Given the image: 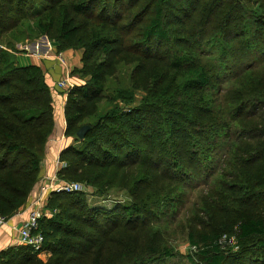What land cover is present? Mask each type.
Here are the masks:
<instances>
[{"label":"trees","instance_id":"1","mask_svg":"<svg viewBox=\"0 0 264 264\" xmlns=\"http://www.w3.org/2000/svg\"><path fill=\"white\" fill-rule=\"evenodd\" d=\"M140 3L143 7L139 17L127 23L131 9ZM202 3L203 0H0V217L8 219L28 203L54 129V105L41 66L16 63L7 49L12 45L10 42L4 45L3 40L5 35L23 27L38 6L43 5L34 22L40 33L59 42L63 50L84 48L86 62L93 59L94 62L102 54L112 55L116 45L121 49L125 41L122 34L132 35L137 25L141 43L146 45L144 53L140 52L141 59L144 61L148 56L164 59L166 66V72L155 74L141 67L136 69V74L140 71L146 81L153 76L157 80L152 87H144L149 97L135 106L131 105L135 95L123 89L112 96L109 109L97 114L99 103L105 98L103 80L105 68L111 65L108 60L88 72L90 81L70 89L64 111L65 134L76 136L81 145H69L61 151L60 157L70 160L67 171L79 177L82 173L83 180L92 182L95 180L85 175L84 169L108 166L116 172L123 168L131 179L128 175L135 172L131 167L137 165L139 176L135 183L142 188L154 180L148 171L167 163L169 167L164 166L161 176H167L174 168L178 172L176 175L171 171L173 180L185 188L192 186L194 176H201L186 171L192 160L199 161L202 169L206 163L213 164L210 162L215 155L224 154L223 160L216 161L217 171L223 172L226 162L239 168V175L232 174L234 177L227 185L239 188L240 196L236 199L241 201L242 209L235 211L224 231L210 230L201 233L198 239L190 234V242L197 248L190 259L193 264H224L231 256L245 255L252 245L264 250V77L240 91L233 116L226 119L221 93L212 100L206 92L211 88L212 74L188 52L178 49L186 36L178 34L175 22L191 21ZM256 6L261 9V2ZM76 17L93 21L88 41L83 40ZM190 31L187 28L184 32ZM153 40L159 42L156 47L159 54L149 52L147 45ZM227 52L223 47L221 55ZM252 67L248 63L242 75L252 72ZM172 72L174 78L166 80ZM175 83L172 94L170 84ZM189 89L196 94H188ZM171 98L176 101L171 102ZM93 117V121L85 123ZM83 124L91 128L80 139L77 130ZM188 151L191 156L186 155ZM104 192L100 189V193ZM251 202L255 205L248 212L246 206ZM46 207L52 214L41 218L39 228L44 237L43 249L52 253L49 259L44 261L31 246L19 244L0 251V264H152L177 254L172 248L152 243L131 254L130 232L136 229V220L155 208L144 198L102 210L87 205L83 191H53ZM118 213L126 218L118 219ZM113 244L116 258L107 263L102 250ZM233 245L238 249L231 248Z\"/></svg>","mask_w":264,"mask_h":264},{"label":"rangeland","instance_id":"2","mask_svg":"<svg viewBox=\"0 0 264 264\" xmlns=\"http://www.w3.org/2000/svg\"><path fill=\"white\" fill-rule=\"evenodd\" d=\"M259 1L262 4L261 9L256 6ZM142 7L143 3L135 5L126 22H135ZM200 7L191 21L187 19L180 24L175 22L174 26H177L178 34L182 32V35L186 36V40L178 45V49L188 52L197 62L204 64L212 74L211 88L206 92L210 93L209 98L212 100L215 94L221 93V102L226 110L227 119V117L233 116V107L238 103L237 97L240 91L253 84V81L264 77V0H232L231 3L229 0H203ZM42 8L43 5H39L23 24V27L5 35L3 40L4 45L9 42L12 45L7 49L14 55L18 64H20L18 55H29V57L34 55L40 58L53 104L56 100H60L58 98L69 94L74 85L90 81L91 75L88 72L106 60L111 61V65L105 68L103 80L105 98L99 103L97 114L109 109L112 105L110 101L112 96L123 89L129 90L135 95V100L131 104L133 106L140 104L146 96L148 99L149 95H146L144 87H152L151 84L157 80V76L146 81V77L140 71L136 74V69L141 67V69L150 70L155 74L166 72V66L163 62L164 59L148 56L149 59L146 60H149V63L141 59L140 52L144 53L143 49L146 45L141 43L137 25H135L136 31L132 35L122 34L125 41L121 49L119 45H116L112 55L102 54L94 62V59L86 62L83 60L84 48L77 46V48L63 50L60 48L59 42L50 39L47 34L40 33L34 22L40 16ZM98 10L99 8L95 12ZM76 21L81 27L80 34L83 40L88 41L93 21L82 17H76ZM183 28L185 30L191 28L190 33H185ZM238 33L239 35H237ZM137 39H140L139 43H137ZM158 44L157 40H153L147 45L149 52L159 54V50L156 49ZM170 47L171 45L168 46L169 49ZM223 47L229 50L225 56L221 55ZM68 49L81 52V59L78 57L76 59L79 67L71 66L69 75L64 71L61 74L59 71V64H66L74 59L73 56L68 57V60L66 56L64 57L63 52ZM50 59L53 60V63L50 64L51 68L49 69L45 60L50 61ZM248 63L253 66L252 72L242 75ZM217 74L219 77L216 76ZM139 76L143 78L142 81L136 79ZM174 76L175 72H172L165 79L171 80ZM60 82H65L66 86H61ZM176 84H170L172 94ZM137 85L139 87H136ZM187 92L188 94H196L191 89ZM175 99L171 98L170 101L175 102ZM118 102L122 104L121 101ZM173 107L176 108L175 105ZM94 119L95 117L88 118L85 123ZM55 120L54 118V129L52 128L49 139L56 134ZM75 139L76 136L68 137L65 134L62 142L63 148L69 145L80 146L81 142ZM47 151L48 146L46 153ZM41 155L43 156L42 150ZM186 155L191 156V153L188 151ZM216 156L218 155H215V158L210 162L213 164L206 163L202 169H200L199 161L192 160V166H187L186 171L189 174H201L200 177L194 176L192 186L180 187L179 183L173 180L171 171L175 174L178 172L174 168L170 170V173H167V176H161V170L164 166L167 165L166 169L169 167V164L164 163L162 168L152 172L148 171L149 177L154 178L153 181L145 184L142 188H138L135 183L139 176L136 175L139 172L137 165L131 167L135 171L133 175H128L132 176L131 179L127 178L123 168L116 172L108 166H88L84 172L85 175H89L95 180L92 183L83 180L84 175L82 173L79 177L70 171L68 172L67 165L70 160L68 158L62 159L59 154L53 172L47 174L42 173L41 170L37 174L28 205L40 196L39 188L47 177H50L51 180L59 178L68 182L75 180V182L81 183L86 204L93 209L111 210L120 205L131 204L134 199L141 200L144 198L149 205L152 204L155 208L152 212H148L136 220V229L134 232H130L133 240V247L130 249L131 254H136V251L144 244L152 243L156 246L172 248L177 253L176 256L167 257L152 264H193L190 256L196 253L197 248L191 244L190 234H193L194 239H198L201 233L210 230L224 231L234 218L235 211L242 209L241 201L236 199L240 196L239 188H229L227 185L234 177H231L232 174L239 175V168H236L232 162H226L223 172H218L216 161L223 160L225 155ZM205 166L206 169L203 171ZM213 169L216 172H212ZM221 173L223 175H220ZM185 179H187V175ZM105 181L108 182L105 183ZM104 183L105 186L102 187ZM100 189L105 190V192L100 193ZM253 205H255L253 202L248 204L246 210L250 212ZM125 218L124 215L118 213V219L124 220ZM17 233H19V229ZM231 248L238 249L236 245L231 246ZM249 249V252L241 257H229L224 264H264V250L258 248V245H252ZM102 251L104 259L108 260L107 263L116 258L117 249L114 244L106 246ZM120 251L122 252L121 248ZM48 252L49 250H45L39 256L46 261L50 257L47 255ZM195 258L198 261V258Z\"/></svg>","mask_w":264,"mask_h":264},{"label":"crops","instance_id":"3","mask_svg":"<svg viewBox=\"0 0 264 264\" xmlns=\"http://www.w3.org/2000/svg\"><path fill=\"white\" fill-rule=\"evenodd\" d=\"M64 57L66 56V59L68 60V57L73 56L74 59L66 64H59V68L62 72H66V74L69 75L71 66L79 67L76 63L77 57L81 59V52H77L74 49H68L63 52ZM18 61L20 65H30V64H37L40 65L41 68L42 64L40 62V58L34 56V55H18ZM47 61V62H46ZM80 61V60H79ZM47 68H51L50 64L53 63V60L50 59V61L45 60ZM47 71V70H46ZM47 73V72H46ZM68 94L64 95L59 101L56 100L55 107H54V118L56 119V125H55V131L56 134L54 137H51L48 142V151L46 153V156L42 162V173L50 174V172H53L55 169V161L57 156L60 154V152L63 150V138L65 136V130H66V120H65V104L67 101ZM35 197V196H34ZM27 205V206H26ZM24 206L23 209L17 211L12 216H10L8 219H6L5 223L0 228V251L3 249L10 247V246H16L21 244L20 242V236L19 233H17V230L20 226H22L23 221H25L28 218L29 214V208L28 203ZM14 227V228H13ZM47 250V249H46ZM51 251L47 253V255L51 256ZM43 259V258H42Z\"/></svg>","mask_w":264,"mask_h":264},{"label":"built area","instance_id":"4","mask_svg":"<svg viewBox=\"0 0 264 264\" xmlns=\"http://www.w3.org/2000/svg\"><path fill=\"white\" fill-rule=\"evenodd\" d=\"M61 86H66L65 82H60ZM40 196L36 197L29 205V214L28 218L23 221L22 226L19 229V236L21 244L31 246L34 251H37L38 254L45 251L43 249V234L39 228V222L42 217L49 216L52 214V211L46 207L47 198L51 192H65L72 193L77 191H83V186L79 182L75 181H64L57 179H50L47 177L43 180L42 185L39 188ZM6 218L0 217V225L4 224Z\"/></svg>","mask_w":264,"mask_h":264},{"label":"water","instance_id":"5","mask_svg":"<svg viewBox=\"0 0 264 264\" xmlns=\"http://www.w3.org/2000/svg\"><path fill=\"white\" fill-rule=\"evenodd\" d=\"M91 128L89 124H83L78 130H77V136L80 139H83L87 133V131Z\"/></svg>","mask_w":264,"mask_h":264}]
</instances>
